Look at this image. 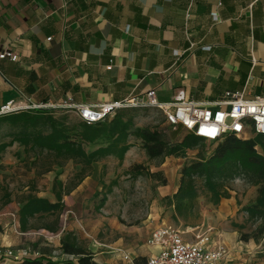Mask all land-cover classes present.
Instances as JSON below:
<instances>
[{
  "label": "crops",
  "instance_id": "1",
  "mask_svg": "<svg viewBox=\"0 0 264 264\" xmlns=\"http://www.w3.org/2000/svg\"><path fill=\"white\" fill-rule=\"evenodd\" d=\"M0 50L18 57L0 60V108L142 101L148 90L158 103H171L178 90L196 103L225 92L252 99L264 96V0H0ZM93 195L78 185L70 207L90 208ZM162 213L155 206L134 224L99 226L104 236L90 237L95 263L129 264L125 253L135 264L154 256L151 232L170 225ZM215 220L186 229L209 230L212 244L225 246L218 264H264L262 245L216 233ZM184 237L190 241L191 233ZM33 242L14 230L0 246L21 253ZM46 247L41 240L32 253Z\"/></svg>",
  "mask_w": 264,
  "mask_h": 264
},
{
  "label": "trees",
  "instance_id": "2",
  "mask_svg": "<svg viewBox=\"0 0 264 264\" xmlns=\"http://www.w3.org/2000/svg\"><path fill=\"white\" fill-rule=\"evenodd\" d=\"M57 110L72 113L42 108L0 116V127L7 126L15 131L11 141L0 142V156L14 142H18L27 153L54 158L59 168L68 161L80 167L73 185L63 190L62 183H58L62 190L54 189V202L34 195L25 198L15 211L22 232L31 227L30 221L57 216L62 212V195L74 189L100 160L113 156L121 162L132 147L131 140L139 142L150 161H162L168 157L185 158L188 151L203 145V140L179 126L175 129L169 125L136 126L133 122L137 112L135 108L119 109L110 118L93 124H86L77 117L75 122L68 123L63 117L54 116ZM213 144L215 146L210 153L200 151L195 159L182 165L176 191L169 198L173 219L185 220L194 213L199 196L198 181L208 202L217 205L229 197L225 184L236 177L257 188L254 201L243 207V210L250 219H264V136L248 139L228 136L221 143ZM142 168L141 165H133L129 172L140 175ZM148 175L154 177L151 173ZM57 220L56 217L51 225H44V228L52 233L57 232L60 229ZM60 231L56 251L63 255L62 259H54V249L45 242L46 248L36 254L22 256L12 264H96L92 252L81 244L82 238L77 233L63 227ZM240 238L247 240L249 236L242 234ZM41 240L36 239L31 244L32 249H36ZM262 246L264 248V240Z\"/></svg>",
  "mask_w": 264,
  "mask_h": 264
},
{
  "label": "rangeland",
  "instance_id": "3",
  "mask_svg": "<svg viewBox=\"0 0 264 264\" xmlns=\"http://www.w3.org/2000/svg\"><path fill=\"white\" fill-rule=\"evenodd\" d=\"M133 108L137 109L133 118L136 126H167L163 122L161 112L157 109ZM54 116L63 117L68 123L77 120L73 113L59 112V110L54 113ZM14 132L7 126H1L0 142L11 141ZM131 141L134 146L125 160L119 162L113 156L100 160L93 165L91 172L78 184L89 187L91 191H94L90 208L88 204L81 206L77 211L70 207V192L77 185L68 194L62 195V212L58 213L57 216H46L43 219L37 218L30 221L31 227L24 231L25 235L33 240L41 238L43 242H47L54 249L53 251H56L60 229L62 227L74 229L73 232L79 236V233L83 235L81 244L89 249L90 237L93 235L100 237L102 233L97 232V230L102 224L107 225L112 219L124 224H134L144 219L150 209L156 206L163 211L161 216L164 218L166 216L171 226L186 229V227L200 224L202 219L210 224L216 219V233L230 239L235 236L241 242L252 241L255 244L262 245L264 219H250L243 210V207L254 201L257 188L248 184L241 177H236L225 184L229 197L222 199L226 200L225 203H228L225 207L221 206L220 210L223 215L220 216V213H218L220 202L217 205L210 204L201 187V182L198 181L199 196L195 202L194 213L185 220L182 218L173 219V207L170 205L169 198L176 191L182 165L195 159L200 151L210 153L215 146L213 143L203 141V145L188 151L185 158L168 157L162 161H150L145 156L139 142L136 140ZM257 149L261 151L259 147ZM57 163L58 161L52 157L27 153L18 142H14L1 154L0 245L7 244L12 240L14 230L16 232L21 231L15 211L27 196L34 195L54 202V189L62 190L59 188L58 183H62L63 190H66L76 182L75 175L80 167L68 161L59 168ZM133 165L143 167L140 175L129 172ZM46 169H50V171H45ZM148 173L153 174L154 177H150ZM90 176H93V178L89 180L88 177ZM234 208L235 210H233ZM56 217L60 229L52 233L46 230L44 225H51ZM13 223H15L14 226ZM242 234H247L249 238L241 240L240 236ZM28 249V252L19 253L14 251L11 246H0V255L6 250H11L19 256L35 252L31 247H28Z\"/></svg>",
  "mask_w": 264,
  "mask_h": 264
},
{
  "label": "built area",
  "instance_id": "4",
  "mask_svg": "<svg viewBox=\"0 0 264 264\" xmlns=\"http://www.w3.org/2000/svg\"><path fill=\"white\" fill-rule=\"evenodd\" d=\"M215 18L214 16V21ZM17 59L14 51L0 50V60L16 62ZM130 107L157 109L165 123L173 129L179 126L197 138L211 143H221L228 136L238 139L264 136V96L246 99L243 92H225L214 102L196 103L188 100L183 90H178L171 103H158L155 91L148 90L142 101L132 98L98 106L71 103L51 106L53 109L72 112L86 124L101 122L110 118L117 110ZM42 108L48 107L41 105L18 107L7 103L0 108V116L26 109ZM189 232L190 241L184 237ZM147 243L157 247L158 252L140 264H218L227 253L223 245L212 244L209 230L180 229L171 225L153 230ZM53 256L54 259L63 258L59 251H54ZM21 257L11 250H6L0 255V264H12ZM122 258L129 264H135L127 253L123 254Z\"/></svg>",
  "mask_w": 264,
  "mask_h": 264
}]
</instances>
